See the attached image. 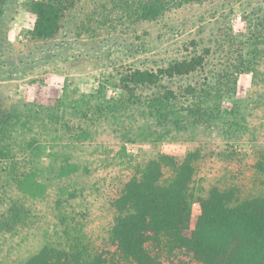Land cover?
<instances>
[{
	"label": "trees",
	"instance_id": "obj_1",
	"mask_svg": "<svg viewBox=\"0 0 264 264\" xmlns=\"http://www.w3.org/2000/svg\"><path fill=\"white\" fill-rule=\"evenodd\" d=\"M200 1L138 0L136 8L140 19L153 20L170 8ZM72 2H34L32 37H53ZM261 43L260 56H264ZM201 61L197 56L156 72L128 71L119 79L128 97L120 112H113L116 118L111 117V123L101 114L89 115V130H82L79 124L87 114L70 109L69 119L55 100L28 104L16 115L0 112V237L65 212L85 231L78 240L87 242L80 241L68 251L42 247L23 264H264V80L259 88L262 95L255 97L261 100L255 103L259 115L249 114L245 125L251 129L246 135L217 125L212 110L184 115L166 110L164 105V112H149L133 99L135 87L156 85L163 77L188 75ZM170 97L160 103L168 105ZM73 118L75 129L70 126ZM107 134L153 147L131 155L121 145L107 167L104 163L95 169L92 163L97 161L88 162L94 168L90 171L67 165L71 154L60 145L52 146L48 155L39 151L43 143L66 139L96 143ZM176 138L184 142V152L164 155L160 143ZM234 141H243L248 148H237ZM99 148L89 156L101 163L107 156ZM19 153L27 159L17 161ZM44 157L51 159L49 180L81 175L88 179L87 192L76 189V193L62 195L60 188L47 194L36 178ZM102 170L106 174L99 179ZM193 204L199 208L196 216Z\"/></svg>",
	"mask_w": 264,
	"mask_h": 264
},
{
	"label": "rangeland",
	"instance_id": "obj_2",
	"mask_svg": "<svg viewBox=\"0 0 264 264\" xmlns=\"http://www.w3.org/2000/svg\"><path fill=\"white\" fill-rule=\"evenodd\" d=\"M37 1L0 0L1 113L16 115L28 104L55 100L69 119L71 112L87 114L79 124L82 130H89V115L101 114L111 123L113 112H120L128 97L119 79L128 71L156 72L199 56L202 61L194 72L163 77L153 86H137L133 99L149 112H164V105L166 110L184 115L212 110L217 125L229 126L228 130L243 135L251 129L245 125L249 114L259 115L255 103L261 100L255 97L262 95L259 88L264 80L263 44L259 45L264 42V0H201L170 8L153 20L139 18L138 0H73L63 12L57 32L48 39L31 35L35 21L31 5ZM165 96H171L168 105L160 103ZM72 121L70 126L77 128L76 119ZM87 140L43 143L39 151L48 155L52 146L60 145L71 154L67 165L90 171L104 163L107 167L121 145L131 155L153 147L147 142L114 139L109 134L99 139L102 142ZM234 143L237 148H248L243 141ZM99 147L107 156L101 163L89 156ZM159 149L164 155H180L184 142L179 138L163 141ZM81 150L83 155L78 154ZM31 152L37 153L35 149ZM25 159L27 155L19 153L16 160ZM50 160L42 158V170L36 169V178L47 194L53 195L60 188L62 195L76 193V189L87 192L88 179L81 175L49 180ZM95 160L94 168L88 167L87 163ZM104 173H99V179ZM198 212L193 204V216ZM83 233L65 212L52 215L46 223L36 220L30 229L0 237V264H23L45 246L68 251L80 241L85 244V239L78 240Z\"/></svg>",
	"mask_w": 264,
	"mask_h": 264
}]
</instances>
